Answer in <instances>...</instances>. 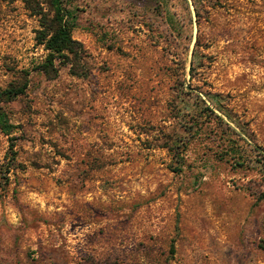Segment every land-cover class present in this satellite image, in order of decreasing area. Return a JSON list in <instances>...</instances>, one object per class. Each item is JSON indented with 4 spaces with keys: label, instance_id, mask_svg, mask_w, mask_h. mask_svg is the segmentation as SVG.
I'll use <instances>...</instances> for the list:
<instances>
[{
    "label": "rangeland",
    "instance_id": "obj_1",
    "mask_svg": "<svg viewBox=\"0 0 264 264\" xmlns=\"http://www.w3.org/2000/svg\"><path fill=\"white\" fill-rule=\"evenodd\" d=\"M61 2L49 80L51 0H0V264H264V0Z\"/></svg>",
    "mask_w": 264,
    "mask_h": 264
},
{
    "label": "trees",
    "instance_id": "obj_2",
    "mask_svg": "<svg viewBox=\"0 0 264 264\" xmlns=\"http://www.w3.org/2000/svg\"><path fill=\"white\" fill-rule=\"evenodd\" d=\"M53 14L51 17L44 13H34L39 19V29L36 31L35 42L43 47L46 55L35 71L45 78L53 80L58 76V66L68 67L73 76H85L78 74L75 67L78 65L81 45L71 37L72 23L68 19L67 12L62 7L61 0H51ZM25 75H28L26 72ZM27 89V80L18 84H9L0 89V130L8 135L14 128L7 120L2 104L11 102L23 95ZM10 168L5 170L9 172ZM264 247V246H263Z\"/></svg>",
    "mask_w": 264,
    "mask_h": 264
}]
</instances>
